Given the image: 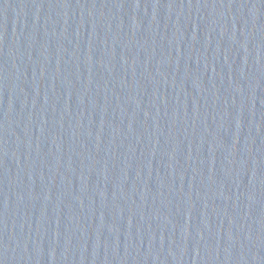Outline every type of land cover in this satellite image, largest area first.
Returning a JSON list of instances; mask_svg holds the SVG:
<instances>
[{"label": "water", "instance_id": "obj_1", "mask_svg": "<svg viewBox=\"0 0 264 264\" xmlns=\"http://www.w3.org/2000/svg\"><path fill=\"white\" fill-rule=\"evenodd\" d=\"M0 264H264V0H0Z\"/></svg>", "mask_w": 264, "mask_h": 264}]
</instances>
